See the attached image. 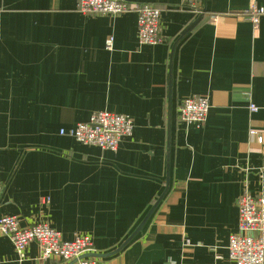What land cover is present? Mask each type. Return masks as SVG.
<instances>
[{"label": "crops", "instance_id": "0c3cea01", "mask_svg": "<svg viewBox=\"0 0 264 264\" xmlns=\"http://www.w3.org/2000/svg\"><path fill=\"white\" fill-rule=\"evenodd\" d=\"M125 1L128 13L109 16L83 15L76 0H0V217L45 222L64 241L89 236V254H108L168 181L140 233L91 258L229 264L238 198L264 196V0H196V11L184 0ZM137 5L160 11L162 43L138 45ZM251 6L263 11L256 24ZM191 97L209 105L198 126L177 115ZM99 111L133 123L115 153L60 135ZM0 264L67 263L43 260L36 243L19 261L0 233Z\"/></svg>", "mask_w": 264, "mask_h": 264}, {"label": "built area", "instance_id": "2783aa9c", "mask_svg": "<svg viewBox=\"0 0 264 264\" xmlns=\"http://www.w3.org/2000/svg\"><path fill=\"white\" fill-rule=\"evenodd\" d=\"M77 10L83 15L119 16L128 13L130 5L125 0H76ZM187 8L197 10L196 0H184ZM137 12V41L139 46L157 45L163 42L160 33V11L151 5L135 6ZM262 9L251 6L246 18L256 24ZM113 39L109 37L105 48L110 50ZM208 101L201 97L183 99L177 109L179 121L186 126L204 123L208 113ZM250 112L257 108L250 104ZM133 123L126 115L99 111L92 113L88 121L78 123L73 128L61 130L60 135L68 137L84 146L96 147L115 153L121 140L132 134ZM249 135L257 142H263L262 134L250 130ZM2 186L0 184V194ZM238 233L231 235L227 252L229 264H264V196L252 195L247 190L237 200ZM0 233L9 238L18 260L25 257V250L36 243L45 261L56 260L67 264H99L95 259L82 258L93 252L92 238L76 235L64 241L61 234L42 222L21 228L16 217H0Z\"/></svg>", "mask_w": 264, "mask_h": 264}, {"label": "water", "instance_id": "95a60500", "mask_svg": "<svg viewBox=\"0 0 264 264\" xmlns=\"http://www.w3.org/2000/svg\"><path fill=\"white\" fill-rule=\"evenodd\" d=\"M199 22V20H196L195 22H193L190 26H188L184 31H182V33L180 34L179 39L177 40V43L192 29L195 27V25ZM170 88H171V79H169L168 81V89L170 92ZM168 190V181L166 182V186H165V190L163 191V193L161 194V196L156 200V202L152 205V207L149 209L148 213L145 215V217L142 219V221L139 223V225L135 228V230L130 234V236L114 251H112L111 253L108 254H86L83 255L82 258H97V259H103V258H109L112 257L116 254H118L119 252H121L123 250V248L126 247L127 244L130 243V241L136 237V235H138L140 233V231L142 230V228L144 227V225L147 223V221L149 220V218L151 217V215L153 214L154 210L156 209V207L159 205V203L161 202V200L163 199L164 195L166 194Z\"/></svg>", "mask_w": 264, "mask_h": 264}]
</instances>
